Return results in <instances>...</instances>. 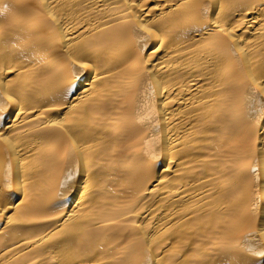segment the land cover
<instances>
[{
	"label": "bare ground",
	"instance_id": "bare-ground-1",
	"mask_svg": "<svg viewBox=\"0 0 264 264\" xmlns=\"http://www.w3.org/2000/svg\"><path fill=\"white\" fill-rule=\"evenodd\" d=\"M0 264H264V0H0Z\"/></svg>",
	"mask_w": 264,
	"mask_h": 264
}]
</instances>
